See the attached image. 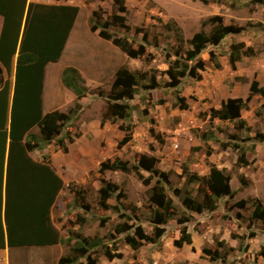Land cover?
I'll list each match as a JSON object with an SVG mask.
<instances>
[{"label":"rangeland","instance_id":"obj_1","mask_svg":"<svg viewBox=\"0 0 264 264\" xmlns=\"http://www.w3.org/2000/svg\"><path fill=\"white\" fill-rule=\"evenodd\" d=\"M40 1H70L79 8L76 26L58 66L78 68L92 95L77 100L72 92L66 94L63 90L58 111L66 112L76 102L82 106L70 129L78 138L67 144V153L51 143L45 151L32 155L48 161L64 183L51 211L52 224L64 242L50 247L5 249L0 251V264H58L60 258L71 255L77 235L102 242L103 246L90 252L96 264H264V221L251 219L254 200L264 206V140L256 138L264 136V97L254 95L247 110L242 111L243 129L238 122L211 118V110L219 109L221 101L245 100L252 81L264 88V0H123L129 30L111 27L110 31L133 40L134 48L143 44L147 59H129L111 42L90 31L93 12L108 18L115 12L114 0ZM214 18L242 29L241 33L227 36L219 46L206 47L198 59L211 60V54L213 59L198 72L200 79L187 77L177 89L167 87L170 79L165 72L169 64L192 48L189 40L195 33L212 29L207 21ZM217 20H213L214 25ZM167 24L172 29L177 27L180 34L166 28ZM232 45L242 53L234 65L226 56ZM121 66L147 73L148 78L154 75L159 86L138 90L129 102L130 120L102 125L106 103L97 94L110 91L113 74ZM3 78L11 81L13 74H4ZM120 125L132 129L131 141L122 146L125 134ZM242 153L249 163L253 160L252 164L237 165ZM143 156L156 159L154 169L164 173L166 181L157 176L144 185L143 180L149 177L144 171L140 177L98 173L100 164L108 159L117 157L134 164ZM211 165L229 177L234 196L216 199L213 211H191L183 205L184 198L203 204L209 194L205 183L191 176L207 177ZM102 181L117 185L116 195L122 193L119 200H108L105 209L98 194ZM157 181L172 199L175 216L163 227L161 238L144 242L134 251L126 244V237L133 236L137 227L154 239V207L148 191ZM240 201H246L244 208L238 205ZM179 221L186 223L180 225ZM117 225H125L128 231L118 234ZM183 226L191 236V244L179 248L175 241ZM85 263L80 258L78 264Z\"/></svg>","mask_w":264,"mask_h":264},{"label":"trees","instance_id":"obj_2","mask_svg":"<svg viewBox=\"0 0 264 264\" xmlns=\"http://www.w3.org/2000/svg\"><path fill=\"white\" fill-rule=\"evenodd\" d=\"M113 12L103 19L98 12H93L89 21L90 31L100 39L111 42L129 59H147L145 46L140 44L134 48L133 40L120 38L111 33L110 28H129L126 26V7L123 0H114ZM79 15V8L64 4L34 3L29 0H0V17L2 27L0 32V250L50 247L64 242L59 232L52 224L51 211L55 205L60 191L64 187L62 179L45 159L35 160L32 155L40 153L45 146L55 143L63 153L68 152L67 144H72L78 135L72 134V123L77 121L82 106L76 102L66 112L51 111L43 114L42 93L45 69L48 64L57 63L63 54L70 33ZM218 19V20H217ZM213 20H217L214 25ZM212 29L207 33L200 30L189 40L191 49L184 51V57L169 64L165 72L170 79L166 85L177 89L183 78L200 79L198 73L212 63L211 60L202 61L198 57L206 47L219 46L229 35L241 33L242 29L224 25L219 18L210 19ZM174 25V23H172ZM171 29L177 35V27ZM181 51H178V55ZM247 56L246 53H244ZM242 55L237 45H232L226 53L228 61L234 65ZM196 62L194 65L192 63ZM218 66V63L214 64ZM13 74L14 84L4 79V74ZM63 87L71 91L77 100L91 96L85 80L74 67H65L61 72ZM144 82V84L142 83ZM156 78L147 73L132 72L124 66L119 67L113 74L110 91L107 94L98 93L97 96L105 100L106 106L101 114V124L107 122L115 124L131 119L132 107L129 104L138 94V90H154L158 87ZM259 94L264 97V88L257 81H252L249 94L245 100L242 98H229L221 102L218 110H211V118L220 121L238 122L240 129L245 122L241 118L243 110H247L251 98ZM184 104V100L180 99ZM264 113V103L261 105ZM260 115V112L256 113ZM37 132H34V129ZM125 134L120 145L128 144L132 139V129L119 126ZM259 142L264 136H256ZM240 154L238 166L252 164ZM157 161L154 157L143 156L138 163L130 164L119 158L108 159L100 164L98 173L106 171L134 174L140 177V172L149 174L143 180L149 185L152 179L159 176L165 178L164 173L154 169ZM193 180H202L209 194L205 196L203 204H196L189 197L182 203L191 211L202 213L204 210L213 211L215 200L222 197L234 196L229 185V177L214 165L209 168L207 177ZM167 179L165 178V181ZM160 181L148 191V200L154 209L151 212V224L154 228V239L144 234L140 227L134 230L133 236L126 237V244L137 251L142 243L155 242L161 238L167 222L175 216V206L171 198L166 195ZM118 186L102 181L98 190L102 208H108L107 201L122 196ZM254 210L251 219L264 221V206L260 201L254 200ZM238 205L245 207L246 201ZM116 208V207H114ZM186 221H179L182 225ZM115 231L124 234L128 230L125 225H117ZM71 249V255L62 257L58 264H78L84 258L85 264H96L91 257V250L103 246L98 239L81 238L77 235ZM191 244V236L186 226L180 229V238L175 241L179 248ZM109 256V252H105ZM264 256V253H261ZM217 259L214 257V260Z\"/></svg>","mask_w":264,"mask_h":264},{"label":"crops","instance_id":"obj_3","mask_svg":"<svg viewBox=\"0 0 264 264\" xmlns=\"http://www.w3.org/2000/svg\"><path fill=\"white\" fill-rule=\"evenodd\" d=\"M31 2L42 3V1H40V0H32ZM56 4H64V5H72V6H74L70 1H65L63 3H56ZM75 26H76V22H75V24L73 26V29H72L71 33H70V36H69V39H68L67 44L65 46V49L63 51L62 57L64 56V52H66L65 50L67 49L68 43L70 41V38H71V35H72L73 31H74ZM1 27H2V18L0 17V32H1ZM106 42H108V41H106ZM62 57H61V59H62ZM61 59L57 63L48 64L46 69H45L44 83H43V93H42V110H43V114H46V113L51 112V111L60 110L61 109L60 107L62 105V98H61L62 91L64 90L66 92V94L67 93L69 94V90H67L65 87H63L60 77H61L62 70L65 67H69L71 65L64 64L62 66H58V64L61 61ZM77 70L79 71L78 68H77ZM10 84H11V91H12L13 84H14V77L10 81ZM82 99H85V98H82ZM220 107H221V104H220ZM220 107H219V109H220ZM34 132H37L36 128L34 129ZM45 150H46V147L42 151H45ZM33 159H35V158H33ZM0 251H4V250H0ZM0 257H3V253H0Z\"/></svg>","mask_w":264,"mask_h":264}]
</instances>
